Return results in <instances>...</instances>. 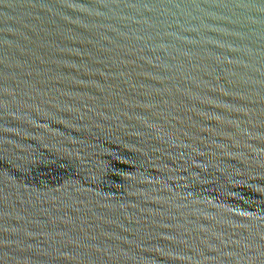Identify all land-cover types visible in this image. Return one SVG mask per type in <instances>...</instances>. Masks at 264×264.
I'll return each instance as SVG.
<instances>
[{
  "label": "water",
  "instance_id": "obj_1",
  "mask_svg": "<svg viewBox=\"0 0 264 264\" xmlns=\"http://www.w3.org/2000/svg\"><path fill=\"white\" fill-rule=\"evenodd\" d=\"M0 264H264V0H0Z\"/></svg>",
  "mask_w": 264,
  "mask_h": 264
}]
</instances>
